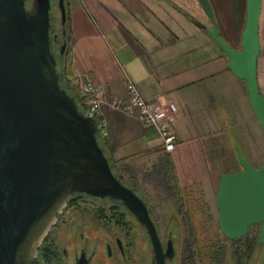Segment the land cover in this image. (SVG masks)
I'll list each match as a JSON object with an SVG mask.
<instances>
[{"label":"water","instance_id":"95a60500","mask_svg":"<svg viewBox=\"0 0 264 264\" xmlns=\"http://www.w3.org/2000/svg\"><path fill=\"white\" fill-rule=\"evenodd\" d=\"M65 1L59 0L63 27ZM199 2L212 24L208 34L229 57L233 73L246 81L264 128L257 77L262 0H247L240 50L219 35L210 0ZM53 31L51 0H34L32 8L26 0H0V264H34L74 194L122 204L158 248L146 202L116 176L99 142V120L82 111L61 84ZM66 48L64 41L62 55ZM238 156L242 170L222 175L219 183L218 225L231 240L261 225L264 247V165L255 168L241 152Z\"/></svg>","mask_w":264,"mask_h":264},{"label":"crops","instance_id":"0c3cea01","mask_svg":"<svg viewBox=\"0 0 264 264\" xmlns=\"http://www.w3.org/2000/svg\"><path fill=\"white\" fill-rule=\"evenodd\" d=\"M167 3L73 0L68 27L70 71L75 81L106 85L111 98L127 99L129 79L146 99L173 102L178 109L172 126L177 137L174 152L164 150L155 127L104 105L98 120L107 123V152L116 162L128 159V167L142 158L158 156L156 166L170 157L181 187L201 184L210 203L216 199L222 175L242 170L238 152L253 167L264 165V128L246 81L233 73L226 53ZM210 3L219 35L240 50L247 0ZM197 4L191 0L200 16L203 11ZM259 41L257 77L264 97V0Z\"/></svg>","mask_w":264,"mask_h":264},{"label":"flooded vegetation","instance_id":"af4514ba","mask_svg":"<svg viewBox=\"0 0 264 264\" xmlns=\"http://www.w3.org/2000/svg\"><path fill=\"white\" fill-rule=\"evenodd\" d=\"M34 0H26V5L29 8L33 7ZM143 200L144 198L139 195ZM88 197L93 200H97L104 204L106 200H100L90 196L74 194L69 200L66 209L72 205H76L82 198ZM146 204L149 208V212L153 222L155 223L160 246L155 247L151 234L146 226L142 225L137 218L124 207V210L128 212L137 222L138 227L132 225L128 226L125 233L111 232L112 235L98 234L95 236L90 235L87 231H83L81 228H75L76 234L79 236L75 238L66 239L62 233L58 232V225L62 215H59L58 220L52 228L49 236L45 240L44 244L39 250L38 258L34 264H218L222 263L223 256L219 250L220 258L216 259V244L209 238L210 230L205 229L202 233L199 232L197 224L190 225L186 223V216L192 214L184 208H179L178 213L180 215V224L176 221L169 228L162 229L156 222L152 210L149 206V200L146 196ZM121 205L120 203L109 201ZM190 210V209H189ZM112 214L108 215L104 213V210L97 208L99 220L108 224L110 220L116 218L117 225L122 222L123 219L113 208ZM219 211V210H218ZM220 215V214H219ZM219 220V218H218ZM217 227L220 231L218 221ZM187 228V229H186ZM58 229V230H56ZM186 229V230H185ZM56 230V231H55ZM139 231L142 233L143 240H139ZM179 232L185 233L183 241L179 240ZM139 233V234H140ZM248 234V233H247ZM224 236V235H223ZM246 237V236H245ZM225 240L234 243L236 245V251L234 252L235 264H246V256L236 255L240 240H231L224 236ZM217 242V241H216ZM244 243V242H243ZM234 245V246H235ZM245 251V249H243ZM242 250V251H243ZM243 251V252H244ZM257 257V256H256Z\"/></svg>","mask_w":264,"mask_h":264},{"label":"rangeland","instance_id":"374dc122","mask_svg":"<svg viewBox=\"0 0 264 264\" xmlns=\"http://www.w3.org/2000/svg\"><path fill=\"white\" fill-rule=\"evenodd\" d=\"M76 1V0H75ZM121 1H131V0H121ZM134 1V0H132ZM168 2L167 4L169 6H174L176 9L178 7H183V10L181 11L185 18L190 20V18L186 15L187 13L192 14L195 16L199 21L207 25L208 27H211L210 20L206 17V15H200L199 13H196V10L191 5V0H163ZM194 2L198 3V0H193ZM52 2V18L54 23V45L53 49L57 55V57L61 60L64 58V56H60L61 54V47L64 43V35H63V25L61 21V11L59 8V0H51ZM73 2V0H66L65 4L67 7V11L69 12V5ZM132 3V2H131ZM101 4L105 3L101 1ZM198 7L202 10L199 3L197 4ZM106 6V5H105ZM178 6V7H177ZM203 11V10H202ZM191 21V20H190ZM192 22V21H191ZM194 23V22H193ZM195 24V23H194ZM196 25V24H195ZM199 27V26H198ZM201 30H203L201 27H199ZM205 31V30H203ZM208 35L207 31H205ZM210 36V35H209ZM68 49H69V44ZM67 49V48H66ZM66 51V50H65ZM63 63V62H62ZM65 63V62H64ZM72 84L78 88V85L81 81L79 80H73L71 78ZM158 156L148 158H142L135 162H130V173H123L126 182L134 185H139V188L142 189V194L147 197L149 200V206L152 210L153 216L157 222V224L162 228H169L171 225L176 223V221L180 224V215L178 213L179 208L181 207V203L185 202L188 204L184 207L186 211L188 210V213H192L197 218V228L199 229V232L202 233L203 230L208 229L210 230L209 238L212 239L213 242H215L216 247H218V253L219 250H221L223 256L222 263L218 264H235L234 260V252L236 251V245L234 243L228 242L225 240L224 236L219 232L217 227V221L219 218V211L216 207L215 201L211 200V202H207L205 199V195L202 190L201 184H197L193 189L192 193H190V197L188 194L179 193L175 188H171L170 190L163 189L161 187L160 182L162 179H160V175L162 172L157 171L153 172V167L156 163H158ZM260 164H263L261 162ZM256 168H260V166H256ZM175 173H177L176 167L174 168ZM162 176V175H161ZM178 176V173H177ZM174 182L172 181V184ZM141 184H146L145 186H141ZM146 194V195H145ZM140 195V194H139ZM202 195V196H201ZM180 199H183L182 201ZM198 202L202 200V203H204L202 208L201 206H196V202L193 203V201ZM107 201V200H106ZM104 202V204L100 203L97 200H93L88 197L82 198L79 203L76 205H72L66 209V211L63 213L62 218L60 220V224L58 225V232L62 233L66 239L75 238L79 236L76 234L75 228H81L83 231H87L90 235L95 236L98 234H103L105 237L106 235H112L111 232L120 233L123 234L127 230L128 226H136L138 227V222L128 213L124 210V207L121 205H118L113 202ZM190 202L192 206H190ZM192 207V208H191ZM97 208H101L104 210L105 214H112L113 211H111L113 208H115L117 211L114 213H117L122 220L120 222V225H117L116 218L113 220H110L108 224H105L104 222L99 220ZM190 209V210H189ZM188 218L187 216L185 217ZM188 224V223H187ZM187 229V228H186ZM185 229V230H186ZM55 230V231H56ZM139 235V240L142 241V233L137 231ZM140 233V234H139ZM179 240L183 241L185 238V233L179 232ZM217 241V242H216ZM235 245V246H234ZM216 250V251H217ZM257 257L254 256V258H249L246 260V264H264V249L261 247H257Z\"/></svg>","mask_w":264,"mask_h":264},{"label":"built area","instance_id":"2783aa9c","mask_svg":"<svg viewBox=\"0 0 264 264\" xmlns=\"http://www.w3.org/2000/svg\"><path fill=\"white\" fill-rule=\"evenodd\" d=\"M78 94L87 100L86 113L94 118L101 115L102 107L109 106L113 110L134 115L146 125L155 127L163 139L164 150L172 153L176 149L177 137L172 130L177 118V106L173 102L153 101L146 99L139 87L132 80H127V99L111 98L106 85L92 80H80ZM101 134L106 137L107 123L100 121Z\"/></svg>","mask_w":264,"mask_h":264},{"label":"trees","instance_id":"16d2710c","mask_svg":"<svg viewBox=\"0 0 264 264\" xmlns=\"http://www.w3.org/2000/svg\"><path fill=\"white\" fill-rule=\"evenodd\" d=\"M198 3L201 6L199 0H198ZM201 8H202V6H201ZM178 9L183 10L182 7H178ZM186 15L190 18V20L192 22H194L197 26L201 27L203 30L207 31V33H208V30L211 27H208L207 25L202 23L201 21H199V19H197L195 16H193L190 13L186 12ZM69 20H70V16H69V12L67 11V22H66V25L63 27V29L65 28V30H66V36H64V41H66L67 43H68V37H69V30H68L69 29L68 28L69 27ZM52 44L54 45V34L52 35ZM53 51H54V49H53ZM54 53H55V51H54ZM55 56L57 57L56 53H55ZM60 56L61 57L64 56V58L62 60H61V58L59 59L57 57L58 71H59V75H60L61 84L69 93H71L74 97H76V99L78 100L80 109L82 111L86 112L87 104H88L87 100L80 98V96L78 94V88H76L72 84V81H71V78H73V75L70 71L71 60H70V51L68 49V45H67V49H66L65 53L63 55L61 54ZM99 142H100L101 146L103 147V149L105 150L106 154L108 155L109 159L111 160L112 169H113L114 173L116 174V176L122 181L123 184H125L129 188L133 189L136 193L140 194L144 198V200L146 201L144 194H142L143 190L139 188V185H134V184L132 185V184L126 182V180H125L123 173H130V167H128V165L126 164L128 162V159L123 160V163L116 162L108 154L107 146H106V140H105V137L101 133H100V137H99ZM174 168H175V164H174L173 159L168 157V158L164 159L158 165L154 166L153 172H157V171L162 172L161 173L162 176L160 175V179H162L161 181H163V182H160V184H161V187L163 189H165V190L169 189L170 190L171 188L172 189L175 188L179 193L183 192L186 195L188 194V196L190 197V193L193 192L192 189L196 185L182 188L180 185L177 173H175ZM172 181L174 182L173 184H172ZM145 185L146 184H141V186H145ZM180 200L182 201L183 199H180ZM194 202H196V200L193 201V203ZM193 203L190 202L189 205L192 206L191 204H193ZM187 204H188V202L187 203L185 202V204H184V202L181 203V208H184ZM201 204L202 205L204 204V203H202V200L196 202L197 207L200 206ZM202 205L199 207V210H200V208L203 207ZM121 206H122V204H121ZM187 217L188 218L186 219V223H189L190 225H195L198 221L197 218L193 214H190ZM260 235H261V225L251 226L246 237H244V239L240 240V244L238 246L239 251L237 252L236 255L246 256V260H248L249 258L253 259L254 256L256 257L257 256L256 255L257 254V247H261L262 249H264L263 245L260 243ZM215 249L217 250L218 247H215ZM243 249H245V251ZM215 254H216V259L218 261L221 254L218 253V250L216 251Z\"/></svg>","mask_w":264,"mask_h":264}]
</instances>
